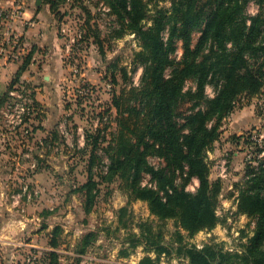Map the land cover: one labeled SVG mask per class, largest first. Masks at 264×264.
I'll return each mask as SVG.
<instances>
[{
	"label": "rangeland",
	"instance_id": "374dc122",
	"mask_svg": "<svg viewBox=\"0 0 264 264\" xmlns=\"http://www.w3.org/2000/svg\"><path fill=\"white\" fill-rule=\"evenodd\" d=\"M59 2L61 12L55 17L62 44L56 70L29 65L12 88L15 75L0 87V228L21 237L17 249L32 245L14 264H140L147 257L153 264H189L184 245L241 253L254 234L256 220L238 212L239 187L247 165L264 158V93L242 98L220 122L219 137L206 153L210 177L222 186L216 208L219 222L213 229L189 236L176 219L151 214L148 203L134 199L120 178L109 182L103 178L108 163L105 147L117 129L112 94L128 82L120 68L127 67L134 85L143 72L133 62L141 48L138 39L134 34L113 38L117 18L108 14L102 1ZM87 9L91 29L98 28L104 39L103 51L93 37L84 38ZM257 10L250 3L249 11ZM61 26L68 27L66 34ZM182 55L179 42L174 57L179 60ZM112 71L117 75L115 84ZM207 93L214 95L211 85ZM88 132L100 137L92 167L97 197L89 212L82 190L90 170ZM149 160L156 166L164 163L158 154H150ZM176 175L177 186L196 191V177L185 182L186 172ZM149 180L145 175L142 183L151 185ZM145 223L152 226V239L167 250L146 246L140 235ZM89 233L94 234L85 244ZM10 260L0 250V264H11Z\"/></svg>",
	"mask_w": 264,
	"mask_h": 264
},
{
	"label": "trees",
	"instance_id": "16d2710c",
	"mask_svg": "<svg viewBox=\"0 0 264 264\" xmlns=\"http://www.w3.org/2000/svg\"><path fill=\"white\" fill-rule=\"evenodd\" d=\"M59 1L48 0L56 16L61 12ZM79 1L74 0L73 5ZM99 1L117 18L113 38L134 34L138 39L141 48L134 53L133 62L143 67L137 85L129 82L127 67L120 68L128 82L112 94L117 129L105 147L108 163L103 178L108 182L120 178L134 199L148 203L151 214L176 219L189 236L213 229L219 222L216 208L222 186L220 180L210 177L206 153L219 137L220 122L238 102L264 93V0ZM163 1L169 5L161 4ZM252 2L258 7L256 13L249 11ZM86 12L84 38L93 37L103 51L104 39L98 28L91 29V11ZM179 42L183 55L177 60L174 53ZM31 58L32 53L9 87L19 81ZM112 77L117 83L113 71ZM190 80L193 85L188 86ZM208 85L214 88L213 96L207 93ZM95 134L86 133L91 146L88 180L82 186L87 212L97 197L92 167L100 137ZM150 154L164 157L163 165L152 164ZM177 171L186 172L185 182L191 177L199 180L196 191L176 185ZM145 175L151 185L142 183ZM237 209L256 220L244 250L231 253L210 245L201 249L184 245L182 252L189 264H264V158L247 165ZM145 224L140 235L146 246L158 252L167 250L152 239V226ZM93 234L85 237V244ZM140 264L153 262L147 257Z\"/></svg>",
	"mask_w": 264,
	"mask_h": 264
},
{
	"label": "crops",
	"instance_id": "0c3cea01",
	"mask_svg": "<svg viewBox=\"0 0 264 264\" xmlns=\"http://www.w3.org/2000/svg\"><path fill=\"white\" fill-rule=\"evenodd\" d=\"M2 9H10L13 14L6 21L0 19V87L15 75L24 59L31 53L33 62L30 65L56 70L62 38L59 34L58 21L48 0H41L39 4L38 0H0V10ZM7 23L11 25L12 32L20 37L19 43H7L10 36L7 33ZM13 53H19V59H13ZM40 58L42 60H39ZM40 63L42 64L39 65ZM44 77L47 79L46 75ZM36 89L38 88L34 87V92ZM20 238L16 233L4 232L0 228V250L11 259V264L23 257L27 246H32L26 245L22 249H17L16 246L21 244ZM11 242L13 246H9Z\"/></svg>",
	"mask_w": 264,
	"mask_h": 264
},
{
	"label": "built area",
	"instance_id": "2783aa9c",
	"mask_svg": "<svg viewBox=\"0 0 264 264\" xmlns=\"http://www.w3.org/2000/svg\"><path fill=\"white\" fill-rule=\"evenodd\" d=\"M12 14L13 13L10 11V9H2V10H0V19H3V21H6V20L10 19ZM6 27H7V33L10 34V36L7 38V43H9V42H15L16 44L19 43L20 37L15 32H12L11 25H8V23H7ZM60 29H61V32L63 34H66L68 27L67 26L66 27L61 26ZM12 56H13V59L17 60V59H19L20 54L19 53H13Z\"/></svg>",
	"mask_w": 264,
	"mask_h": 264
},
{
	"label": "water",
	"instance_id": "95a60500",
	"mask_svg": "<svg viewBox=\"0 0 264 264\" xmlns=\"http://www.w3.org/2000/svg\"><path fill=\"white\" fill-rule=\"evenodd\" d=\"M41 0H38V4L40 3Z\"/></svg>",
	"mask_w": 264,
	"mask_h": 264
}]
</instances>
